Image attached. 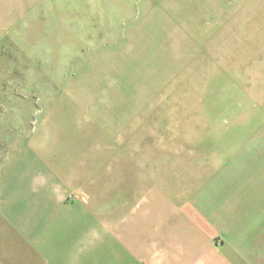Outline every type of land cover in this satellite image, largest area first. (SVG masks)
<instances>
[{
    "label": "rangeland",
    "instance_id": "rangeland-1",
    "mask_svg": "<svg viewBox=\"0 0 264 264\" xmlns=\"http://www.w3.org/2000/svg\"><path fill=\"white\" fill-rule=\"evenodd\" d=\"M263 110L264 0H0V174L84 151L202 187Z\"/></svg>",
    "mask_w": 264,
    "mask_h": 264
},
{
    "label": "crops",
    "instance_id": "crops-1",
    "mask_svg": "<svg viewBox=\"0 0 264 264\" xmlns=\"http://www.w3.org/2000/svg\"><path fill=\"white\" fill-rule=\"evenodd\" d=\"M261 125L251 159L205 157L202 187L172 182L160 158L16 162L0 174V264H264Z\"/></svg>",
    "mask_w": 264,
    "mask_h": 264
}]
</instances>
